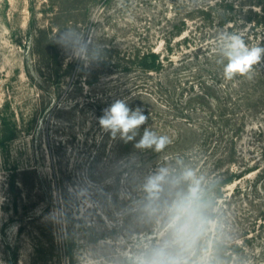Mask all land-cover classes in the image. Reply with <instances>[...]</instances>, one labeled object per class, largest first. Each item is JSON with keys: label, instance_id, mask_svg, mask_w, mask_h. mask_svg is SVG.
Segmentation results:
<instances>
[{"label": "rangeland", "instance_id": "rangeland-1", "mask_svg": "<svg viewBox=\"0 0 264 264\" xmlns=\"http://www.w3.org/2000/svg\"><path fill=\"white\" fill-rule=\"evenodd\" d=\"M198 1L0 0V264H127L129 253L154 242L156 225L137 207L142 181L168 164H161L166 156L193 151L197 139L173 123L158 134L179 130L188 140L179 148L142 163L114 161L96 101L103 113L131 95L135 75L127 80L116 63L145 40L168 56L164 35L182 33L169 55L178 61L188 34L195 48L204 42L199 33L228 31L191 14ZM179 19L186 25L171 32ZM244 27L232 32L264 47V27ZM252 123L237 149L260 169L207 187L216 222L207 241L213 264H264V133L254 132H264V115Z\"/></svg>", "mask_w": 264, "mask_h": 264}, {"label": "trees", "instance_id": "trees-1", "mask_svg": "<svg viewBox=\"0 0 264 264\" xmlns=\"http://www.w3.org/2000/svg\"><path fill=\"white\" fill-rule=\"evenodd\" d=\"M203 1V4L201 1L196 3L191 14H199L200 20L209 21L212 26L218 23L228 32H232L236 25H246L244 31L248 25L251 29L264 27V0ZM215 6L218 7L216 13ZM256 7L259 12L253 11ZM186 22V19H179L171 26V32L180 24L185 26ZM166 34L164 44L167 45L168 56H162L151 46L147 47L143 38L142 45L124 52L116 63V68L127 80L135 75L133 80L136 83L129 91L131 95L121 99L133 109L142 108L148 116V123L140 129L141 134L144 127L161 133L165 127L180 124L194 133V140L197 139L193 151L180 148L182 151L166 156L161 164L174 165L181 159L195 169L200 167L198 172L209 183L208 188L211 185L213 188L224 187L260 169L249 167L245 156L238 153L237 138L253 124L255 116L264 115V61L253 66L251 78L237 76L226 80L223 66L217 62L215 49L207 42L209 37L215 44L219 33H199L204 42L195 45V48L191 47L193 37L188 34L184 38L188 51L182 53L178 61L169 55L173 53L174 38L182 33ZM241 36L244 38L245 32ZM50 43L55 45L53 40ZM96 103L101 116L104 104L102 100ZM254 132L259 137L264 133L260 127ZM105 137L111 139L114 161L122 158L142 163L155 153L151 149L136 148L135 141L125 143L109 134ZM171 137L173 143L169 148H179L182 143L188 142L179 130L176 135L171 133ZM233 167H237L238 171H234Z\"/></svg>", "mask_w": 264, "mask_h": 264}, {"label": "clouds", "instance_id": "clouds-1", "mask_svg": "<svg viewBox=\"0 0 264 264\" xmlns=\"http://www.w3.org/2000/svg\"><path fill=\"white\" fill-rule=\"evenodd\" d=\"M215 53L226 80L251 78L253 66L264 61V47L249 46L236 32L221 31ZM97 121L104 133L125 143L135 141L138 149L160 153L173 143L169 136L147 127L141 134L148 116L124 99L114 100ZM140 187L142 198L137 207L141 218L153 222L157 232L154 242H144L128 254L127 264H213L207 241L216 222L205 177L178 159L175 165L160 166L144 177Z\"/></svg>", "mask_w": 264, "mask_h": 264}]
</instances>
